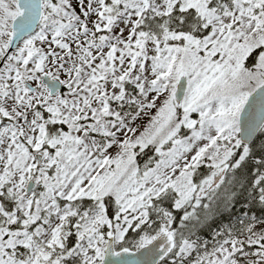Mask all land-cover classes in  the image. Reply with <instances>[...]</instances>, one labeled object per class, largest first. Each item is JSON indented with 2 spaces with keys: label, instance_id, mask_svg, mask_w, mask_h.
<instances>
[{
  "label": "snow or ice",
  "instance_id": "1",
  "mask_svg": "<svg viewBox=\"0 0 264 264\" xmlns=\"http://www.w3.org/2000/svg\"><path fill=\"white\" fill-rule=\"evenodd\" d=\"M0 264H264V0H0Z\"/></svg>",
  "mask_w": 264,
  "mask_h": 264
}]
</instances>
